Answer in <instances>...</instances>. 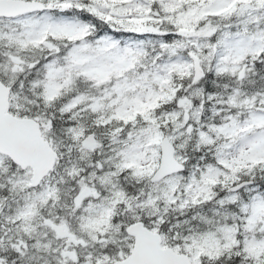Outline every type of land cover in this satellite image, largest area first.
<instances>
[{
	"label": "snow or ice",
	"instance_id": "6c2138e0",
	"mask_svg": "<svg viewBox=\"0 0 264 264\" xmlns=\"http://www.w3.org/2000/svg\"><path fill=\"white\" fill-rule=\"evenodd\" d=\"M0 264H264V0H0Z\"/></svg>",
	"mask_w": 264,
	"mask_h": 264
}]
</instances>
